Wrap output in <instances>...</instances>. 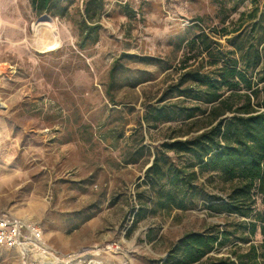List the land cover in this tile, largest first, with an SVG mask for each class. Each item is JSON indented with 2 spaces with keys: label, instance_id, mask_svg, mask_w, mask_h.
<instances>
[{
  "label": "rangeland",
  "instance_id": "1",
  "mask_svg": "<svg viewBox=\"0 0 264 264\" xmlns=\"http://www.w3.org/2000/svg\"><path fill=\"white\" fill-rule=\"evenodd\" d=\"M87 1L60 0L38 15L28 0H0V211L39 224L62 255L100 248V264H170L172 246L193 232H230L201 260L257 245L252 216L228 215L197 193L166 207L164 179L151 185L146 169L155 155L163 166L191 160L161 146L181 119H151L177 99L158 101L186 42L201 30L220 49L237 35L244 48L264 47V0H101L96 33L82 29L85 7L98 9ZM194 184L221 197L230 190L212 171ZM111 242L118 252L103 251ZM0 264L20 259L0 246Z\"/></svg>",
  "mask_w": 264,
  "mask_h": 264
},
{
  "label": "trees",
  "instance_id": "2",
  "mask_svg": "<svg viewBox=\"0 0 264 264\" xmlns=\"http://www.w3.org/2000/svg\"><path fill=\"white\" fill-rule=\"evenodd\" d=\"M28 1L38 15L60 5V0ZM91 2L97 3L98 9L89 14L85 7L82 29L96 33L101 0H88L87 4ZM234 39L232 49H220L219 41L200 30L186 42L187 53L180 59L178 75L158 101L172 96L177 99L156 106L151 119H181L167 136L169 141L161 146L166 151L187 154L191 160L179 166L163 159V166L155 155L146 174L151 185L164 179L161 192L166 207L183 208L184 197L197 193L206 201H217L211 202V207L220 205L228 215L252 216L247 231L254 234L258 230L261 240L257 245L249 244L246 252L234 248L229 255L201 260L219 236L226 238L230 232L189 233L170 249L165 260H172L170 264H259L257 257L264 258V47L251 42L244 48L243 41ZM202 53L207 57L198 60ZM203 170L219 173L230 184L226 197L209 194L194 184ZM257 196L262 205L259 211L255 210Z\"/></svg>",
  "mask_w": 264,
  "mask_h": 264
},
{
  "label": "built area",
  "instance_id": "3",
  "mask_svg": "<svg viewBox=\"0 0 264 264\" xmlns=\"http://www.w3.org/2000/svg\"><path fill=\"white\" fill-rule=\"evenodd\" d=\"M0 246L11 249L20 264H100V248L84 247L62 255L44 239L43 230L34 221L24 220L9 212L0 211ZM117 242L107 244L103 251L116 253Z\"/></svg>",
  "mask_w": 264,
  "mask_h": 264
},
{
  "label": "bare ground",
  "instance_id": "4",
  "mask_svg": "<svg viewBox=\"0 0 264 264\" xmlns=\"http://www.w3.org/2000/svg\"><path fill=\"white\" fill-rule=\"evenodd\" d=\"M26 220H28V219H26Z\"/></svg>",
  "mask_w": 264,
  "mask_h": 264
}]
</instances>
